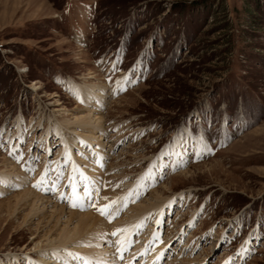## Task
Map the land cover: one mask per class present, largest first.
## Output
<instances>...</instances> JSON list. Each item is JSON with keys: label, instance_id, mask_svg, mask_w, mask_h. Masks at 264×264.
Wrapping results in <instances>:
<instances>
[{"label": "rangeland", "instance_id": "rangeland-1", "mask_svg": "<svg viewBox=\"0 0 264 264\" xmlns=\"http://www.w3.org/2000/svg\"><path fill=\"white\" fill-rule=\"evenodd\" d=\"M86 83L105 86L101 203L122 217L166 199L158 264H264V0H0V170L12 161L30 184L45 170L68 193L51 161L72 134L54 129L87 113ZM26 212L0 209V264L52 230ZM154 215L129 240L159 229Z\"/></svg>", "mask_w": 264, "mask_h": 264}, {"label": "bare ground", "instance_id": "bare-ground-1", "mask_svg": "<svg viewBox=\"0 0 264 264\" xmlns=\"http://www.w3.org/2000/svg\"><path fill=\"white\" fill-rule=\"evenodd\" d=\"M82 88L85 89L87 113L78 108L72 119L56 121L54 129L57 135L61 134L59 129L69 130L72 134V137L64 135L61 138V146L64 148L63 160L57 158L51 161L53 171L57 174H61L65 165L69 167L68 193L50 183L45 170L37 179L43 183L37 187V181L35 184L27 182V175L19 170L14 162L5 159L2 162L7 168L0 170V193L14 188L15 183H20L21 189L16 192L14 198L1 201L0 209L11 213L12 216H22V211L26 210L23 220L25 225L32 224L36 217L41 219L43 224L53 223L52 230L46 232L45 243L35 242L33 250L22 257L13 255V260L8 264H21V259L27 264H84L85 261L88 264H158L169 248L157 238L160 227L164 225L161 209L166 201L158 190L144 202L131 204L122 217L112 213V218L109 219L95 213V206L108 205L101 201L108 199L113 189V186L108 184L110 177H107V173L110 169L106 168L105 119L102 104L100 105L106 95L102 83H86ZM52 189L58 192V200L46 195ZM74 190L78 194L75 199L76 207L69 202ZM85 190L90 195H85ZM64 202L68 205L65 206ZM150 211L155 213L152 216L155 218L153 228L158 226L159 229L148 232V237L142 241L138 237L133 241L129 240L132 232L139 230L142 221L147 218L145 216L152 213ZM65 216L67 217L63 220ZM152 217L150 219H153ZM113 232H116V235H112ZM124 247L126 248L123 249ZM167 264L180 263L172 260Z\"/></svg>", "mask_w": 264, "mask_h": 264}, {"label": "snow or ice", "instance_id": "snow-or-ice-1", "mask_svg": "<svg viewBox=\"0 0 264 264\" xmlns=\"http://www.w3.org/2000/svg\"><path fill=\"white\" fill-rule=\"evenodd\" d=\"M109 79H110V78H109ZM121 90H123V89H121ZM82 102H83V101H82ZM41 183H43L42 180H41V181H37V183H36L35 186L39 187ZM84 194H85V195H90V193H88L86 190H85V193H84ZM77 197H78V194H77V193L75 192V190H74L73 193H72V197H71L70 200H69V202L72 203V206H73V207H76V206H77V204H76V202H75V199H76ZM93 206H95V205H93ZM108 207H109L108 205H104V206L99 207L97 210L100 211L101 215H105V216H107L109 219H111V218H112V215H111V213H109V212L107 211ZM117 231H121V230H120V229H117ZM112 235H116V232H113ZM117 251L119 252L120 249L118 248ZM157 259H159V257H157ZM84 264H88V262L85 261Z\"/></svg>", "mask_w": 264, "mask_h": 264}]
</instances>
